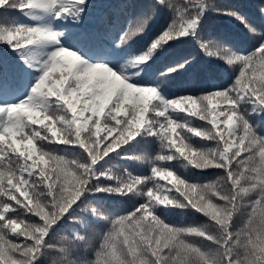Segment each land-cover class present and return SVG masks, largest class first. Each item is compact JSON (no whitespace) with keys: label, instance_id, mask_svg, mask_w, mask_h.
Instances as JSON below:
<instances>
[{"label":"snow or ice","instance_id":"snow-or-ice-1","mask_svg":"<svg viewBox=\"0 0 264 264\" xmlns=\"http://www.w3.org/2000/svg\"><path fill=\"white\" fill-rule=\"evenodd\" d=\"M90 8L89 0H0V10L34 21L0 14V44L19 53L25 72L39 73L27 98L0 102V264H264V27L212 0H154L129 19L121 45L146 32L162 8L171 14L135 67L142 70L165 44L190 36L235 74L227 87L169 100L143 77L132 80L70 49L56 22L78 24ZM208 11L239 21L258 46L242 52L202 36ZM258 11L264 16V5ZM189 63L185 59L161 76ZM10 92L0 58V101ZM138 137L155 138L158 150L122 158L147 164V175L97 168ZM59 146L79 148L80 156L71 159ZM178 160L222 174L194 183L171 167ZM100 193L134 202L122 213L109 211L89 202ZM175 208L199 212L207 221L170 225L161 214ZM69 220L97 232L90 237L74 228L54 239Z\"/></svg>","mask_w":264,"mask_h":264},{"label":"trees","instance_id":"trees-1","mask_svg":"<svg viewBox=\"0 0 264 264\" xmlns=\"http://www.w3.org/2000/svg\"><path fill=\"white\" fill-rule=\"evenodd\" d=\"M153 2L154 0H89L91 8L84 20L78 24L73 23L70 19L57 21L56 27L59 31L64 32L65 42L70 46V49L77 51L82 58L90 59L93 63H107L109 67H114L118 74L127 75L132 80L143 77L144 83L159 86L161 94L169 100L189 94L199 96L202 93L230 85L235 79L233 70L224 61L205 55L196 38L190 36L165 44L141 66L142 70L134 66L139 64L138 57L142 50H146L171 21L170 12L162 8L146 32L136 36L126 45L119 44L120 36L125 31L129 19L150 8ZM212 2L235 8L258 26L264 27V16L258 11V8L264 5V0H212ZM0 14L6 18H16L24 23H34L23 13L14 9L0 10ZM94 21L98 22L96 26L93 25ZM200 23L202 36L218 38L239 51L250 52L258 46V38L249 33L239 21L231 17L208 11L204 13ZM0 58L3 59L4 78L11 88V92L3 98L6 100L25 99L26 90L38 73L34 76L30 72H25L26 65L23 64L19 53L7 44H0ZM185 59H190L191 63L178 72L170 73L167 78L161 76V73L167 72L170 66H175ZM137 72H139V76H137ZM2 103L7 104V101ZM176 116L190 120L194 126L202 125L201 121L184 114H176ZM260 129L264 134V124L260 125ZM154 139L153 137H138L136 141L119 150V153H112L104 161H101L97 168L101 171L111 169L118 174L127 169L128 172L136 176L147 175L149 173L147 164L122 157L141 154L145 149L157 151L159 146L158 143H152ZM194 143L208 145L207 141L198 138L194 139ZM59 147L66 148V151L61 154L71 159H77L80 156L79 148ZM184 164L185 162L182 160L173 161L171 167L194 183H208L214 180L217 175L222 174L220 170L216 169L201 172L194 168H186ZM106 182L111 183L110 181ZM162 183L169 187L172 186L168 181H162ZM89 202L100 203L106 210L122 213L123 210L130 208L134 201L127 196L100 193L91 196ZM76 215L83 217L91 224L96 223L95 218L88 213L78 211ZM161 218L166 223L179 227L199 226L207 221V218L199 212L180 208L171 209L161 214ZM74 228L81 232L87 231L90 237L97 232L95 226L84 229L78 223L69 220L62 228V232L58 233L54 239H60ZM93 243H95V239H93Z\"/></svg>","mask_w":264,"mask_h":264},{"label":"rangeland","instance_id":"rangeland-1","mask_svg":"<svg viewBox=\"0 0 264 264\" xmlns=\"http://www.w3.org/2000/svg\"><path fill=\"white\" fill-rule=\"evenodd\" d=\"M36 83V82H35ZM32 88V87H31ZM31 88H30V90H31ZM14 102V101H13Z\"/></svg>","mask_w":264,"mask_h":264}]
</instances>
